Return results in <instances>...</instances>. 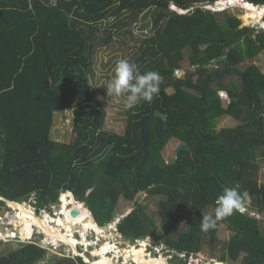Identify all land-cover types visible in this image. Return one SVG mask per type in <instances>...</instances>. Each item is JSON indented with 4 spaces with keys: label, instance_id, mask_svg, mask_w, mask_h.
Wrapping results in <instances>:
<instances>
[{
    "label": "trees",
    "instance_id": "obj_1",
    "mask_svg": "<svg viewBox=\"0 0 264 264\" xmlns=\"http://www.w3.org/2000/svg\"><path fill=\"white\" fill-rule=\"evenodd\" d=\"M220 1L0 0V197L25 203L34 196L41 211L67 190L102 228L116 221L122 199L135 202L118 224L124 239L152 238L188 257L217 244L226 225L234 235L213 259L264 264L256 217L236 211L201 229L224 187H236L243 205L264 215V72L250 63L264 52V31L207 9ZM244 1L264 7V0ZM136 23L150 31L137 36ZM117 35L123 46L136 38L129 60L141 73L163 78L151 103L124 112V134L106 130L108 112L93 82L98 53ZM186 51L190 67L179 77ZM67 111L83 133L73 143L53 138L55 115ZM227 116L239 124L217 129ZM173 139L181 146L167 160L163 150ZM142 194L158 200L160 224ZM48 256L19 245L0 264H41ZM56 257L50 264H87Z\"/></svg>",
    "mask_w": 264,
    "mask_h": 264
},
{
    "label": "rangeland",
    "instance_id": "obj_2",
    "mask_svg": "<svg viewBox=\"0 0 264 264\" xmlns=\"http://www.w3.org/2000/svg\"><path fill=\"white\" fill-rule=\"evenodd\" d=\"M243 0H233L232 1V5L230 7V9H228L227 11L237 15L238 18L240 20H242L243 25L242 27H250V28H254L257 30H262L263 29V25H264V12H261L264 8H257V7H251L249 5H243ZM245 2V1H244ZM210 10L214 11V12H221L222 10L220 9H225L224 6H219L217 7V5L215 6H208ZM174 9V7L172 8ZM183 13V12H180ZM257 17L258 20L257 22L251 21L250 23L248 22L251 18L253 17ZM262 21L263 24H260ZM246 22V23H245ZM138 23H136L134 25V27H136V35L137 36H144L145 34H143L144 32H148L150 31V28H147L145 31L141 32L140 28L141 25ZM123 37H119L117 35V39L109 46L106 48H102L100 50V52L97 55L96 58V66L94 69V77H93V82L96 86V88L98 89L99 92V97L102 100V102L104 103L107 112H108V118H107V125H106V130L110 131V132H114V133H118V134H124L125 129H126V116L124 115V112L127 110L124 106L123 103V98H115V97H108L107 95V91L104 88L106 81L108 79L111 78V76L113 75V68L115 66V63L117 60L119 59H128L131 57L133 50L132 48H134L133 46H135V40L136 38H133L131 42V45L129 46H123L120 41L123 40ZM127 43H129V41H126ZM186 57H187V61L184 62L182 64L183 66V71L178 72V76L179 77H183L185 74V71L187 69H189L190 64H189V56H190V51H186ZM251 64H256L257 66H259L261 68V70L264 72V52L254 61V62H250ZM223 95V101H224V105L227 106L228 104V97L225 93L222 94ZM73 112L72 111H67L64 113H57L55 115V122H54V130H53V138L58 140L61 143H73L76 140H78L79 138L82 137L83 133L80 131L75 130V128L73 127ZM239 123L238 121H236L235 119H233L232 117L227 116L226 118H224L221 122L218 123L217 125V129H222V128H228V127H235L237 126ZM156 141V139L154 140ZM181 146V142L173 139L169 142L168 146L163 150V154L164 157L167 160H172L175 158L177 150L179 149V147ZM258 174H259V182L260 184H264V162H261L258 166ZM62 195V194H61ZM60 195V198H61ZM63 197V195H62ZM74 200L76 201V204L78 203V206L75 207L77 210L79 209L81 211V216L80 219L77 218L74 220V222L71 223V226H69V231H72L73 233H75L74 229L75 227L77 228L78 225L77 224H81L82 226H84V222L82 221V217H84L83 215L86 213V207L82 204L79 203L75 197ZM61 201V200H60ZM59 201V203L55 204L53 207H51L50 209H48L49 211V215L52 216L53 213L55 211H59L60 207H61V202ZM140 201L145 205L149 215L158 223L160 224V217L158 214V200L157 199H153L150 198L147 194H142ZM24 204L27 208H31L32 210H34V214L37 217H41L40 214L42 213V211H46V209H43L42 211H39L38 208L36 207V199L33 196L28 202L25 203H21ZM75 204V206H76ZM135 207V202H127L125 200H121L117 206V210H116V221L115 223H119L120 220L122 218H124L127 214H129L131 211L134 210ZM13 213L12 208H9L6 210L5 213L0 214V218L2 219V217H4L3 221L1 224H5L6 226H1L0 224V231L5 232L7 229L6 234L8 237L10 236L9 239H5V240H0V255L6 250L8 249L9 251H13L16 250L19 245H31V244H35L36 246H40L39 242H43V238L46 236L45 233H41L40 231L36 232V226L35 225H31L30 222L26 223L24 222H20V220H15V224L12 223L11 224V220L12 217L14 215L11 214L10 217L7 218V216H5L7 213ZM243 214H250L253 217H256L257 220L259 221L261 228L264 231V215H259L256 214L254 211H250L247 205H243V210L241 211ZM209 214V213H208ZM42 215V214H41ZM62 216V215H61ZM57 217V216H56ZM53 224V222H52ZM76 224V225H74ZM55 225V224H53ZM114 226V224H112ZM56 226V225H55ZM57 228H59V226H56ZM180 228H182V230L184 229V227L182 225L179 226ZM105 230L106 232L102 235L104 239H106V242L103 243L104 239H102V241L99 243L101 245H106L109 243L112 244L113 246V242H115L116 240H118L120 242V246L117 248H121L122 250H127L129 248V253L127 254H122L119 256V254L112 250L111 252H109V254H113V252L117 253V255H115L114 257L109 256V258H111L110 260L114 261V264H132L133 262H137V260L142 261V259L144 258V260H149L146 261L144 264H168L164 258L165 256L167 258L168 257V252L166 250H164L163 248H161L158 244V242L154 240L152 241V248H148V251L150 254L147 253V244H145L147 242V240H143L145 243L141 241H139V243L136 242H131V241H127L124 239V237H121V233L119 232L118 228H113L110 227V225H108L107 227L101 228L100 230ZM116 229V230H115ZM21 230V231H20ZM114 230V232H113ZM68 231V232H69ZM91 231V232H90ZM90 231H84L82 230V232L86 233L89 236L94 235V237H96V232L94 230H90ZM11 235H10V233ZM94 232V233H93ZM13 233V234H12ZM72 233V234H73ZM96 233V234H95ZM112 233H114V235H112ZM70 234V235H72ZM13 235V236H12ZM17 235L22 236V238L24 240H19L17 239ZM69 237V234H66ZM108 239H107V237ZM234 235V233L232 231L229 230L228 226L223 225L220 227L218 235H217V244L213 245L210 248H206L205 249V253H201L199 256H194V260H188L187 263L189 262L190 264H199L200 260L204 262V264H209L212 262V258H214L215 254L216 256L221 255V247L231 239V237ZM82 236V235H81ZM100 237V235H98ZM47 237V236H46ZM30 239V240H29ZM53 239V238H52ZM51 239V240H52ZM18 241V242H17ZM38 241V242H37ZM50 240H48L46 238L45 242L46 244L49 243ZM53 244L58 245V243H56L55 241H52ZM151 243V242H150ZM64 247L68 248L71 247L69 245H67L66 243L63 244ZM78 245V243H77ZM77 245L74 249V251H78ZM102 246V248H103ZM44 248H46L47 246H43ZM63 247V246H62ZM63 247V248H64ZM135 247V248H133ZM116 248V249H117ZM56 249V248H54ZM101 249L97 252L100 253ZM63 254L64 257H60L58 253ZM162 256L161 258H157L153 259L152 257H155L154 255L158 256ZM48 258L41 264H50V259H55V256L61 258V259H69L70 260V253H63L60 250H49L48 251ZM58 254V255H57ZM96 254V253H95ZM143 256V257H142ZM56 257V258H57ZM150 257L149 259H146ZM74 258H76L74 256ZM166 259V258H165ZM59 260V259H58ZM176 260V258L174 259ZM155 263H154V262ZM173 263L176 264H185L183 262H176L174 261ZM105 264V263H102Z\"/></svg>",
    "mask_w": 264,
    "mask_h": 264
},
{
    "label": "clouds",
    "instance_id": "obj_3",
    "mask_svg": "<svg viewBox=\"0 0 264 264\" xmlns=\"http://www.w3.org/2000/svg\"><path fill=\"white\" fill-rule=\"evenodd\" d=\"M232 1L233 0L220 1L227 3L228 5V7L224 5L225 9L222 11L230 9L231 5L233 4ZM174 10L178 11V9L175 7ZM162 80L163 78L157 72L147 71L141 73L137 64L134 62H131L128 59H119L116 61L113 68V75L106 81L104 88L107 91L108 97L123 98L125 108L134 109L141 102L151 103L154 97L158 96ZM215 203L216 207L213 213L206 214L202 218L201 229L204 231L215 228L218 221L231 216L236 211L243 210V198L236 187H224L221 191V194L218 195ZM149 239L150 241L153 240L152 238ZM174 261H172V264H175L173 263ZM199 264H204V262L200 260ZM209 264L226 263L213 259Z\"/></svg>",
    "mask_w": 264,
    "mask_h": 264
},
{
    "label": "bare ground",
    "instance_id": "obj_4",
    "mask_svg": "<svg viewBox=\"0 0 264 264\" xmlns=\"http://www.w3.org/2000/svg\"><path fill=\"white\" fill-rule=\"evenodd\" d=\"M243 5H247V4L243 3ZM250 6L253 8L255 7L254 5H250ZM257 8H259V7H257ZM261 12H264V9ZM263 28H264V25H263ZM62 195H63V197H62ZM62 195H61V202L63 205V207H62L63 213L57 217L50 216L49 214H44L41 217H37L34 214V210H32L31 208H27L24 204H21L19 202H16V203L9 205V207L12 208V210H13V213H14L13 217L11 216V214H13V213H9V212L5 216H7V218L10 216L12 217L11 224L12 223L15 224L16 219L20 220L21 223L24 221L26 223L30 222L31 225H35L36 228H38V229H36V231L39 230L41 233H45L46 236L48 237V240H51L53 238L51 241H55L56 243L62 242L63 244L66 243L67 245H69L75 249V247L77 245V241H76L75 237L73 235H71V237H68L66 235L67 233L64 230L69 231V226H71V223L74 222V220L76 219L70 215L69 206L72 209V208L77 207L78 203L76 204V201L74 200V197L72 196L71 192L70 193L67 192V193H64ZM75 204H76V206H75ZM5 212H6V210H4L1 214L5 213ZM61 215L66 216V219H64ZM83 216L84 217H82V221L85 224L83 226L84 231L94 230L98 235L104 234L106 232L103 229L100 230L99 226L94 221V219L91 215V212L88 209L86 210V213ZM3 218L4 217H2V219H1L2 221L4 220ZM79 219H80V217H79ZM52 222L56 226H59V228H57L55 225H53ZM113 232H114V230H113ZM81 234H82V237H84V238L87 237L85 232H82ZM10 235H11V233H10ZM112 235H114V233H112ZM107 239H108V237H107ZM86 241H88V240H86ZM139 241H141V240H137L135 242L139 243ZM142 242L145 243L143 240H142ZM147 243H150V241H147ZM147 243H145V244H147ZM133 248H135V247H133ZM113 249L114 248H113L112 244L109 242H108V244L104 245L103 248H101L100 253H96L100 257L99 261L96 264H102V263L114 264V261L110 260L111 258H109V256H108L109 252H111ZM115 251L120 256L124 253L125 254L129 253V248L127 250H122L121 248H117V249L115 248ZM75 253H77V252L75 251ZM140 258L141 257H139V260H137V262H135V264H144L146 261H149V260L145 261L143 258L142 261L139 262ZM149 258L150 257H148L146 259H149ZM152 258L156 259V257H152Z\"/></svg>",
    "mask_w": 264,
    "mask_h": 264
},
{
    "label": "built area",
    "instance_id": "obj_5",
    "mask_svg": "<svg viewBox=\"0 0 264 264\" xmlns=\"http://www.w3.org/2000/svg\"><path fill=\"white\" fill-rule=\"evenodd\" d=\"M216 5H217V7H219V6H222L223 7L224 5H226L228 7L227 3H224V2H219ZM224 8H225V6H224ZM207 9H209V7H207ZM220 10H224V9H220ZM183 13H185V12H183ZM222 94L223 93H221V97L223 98V95ZM60 200H61V198H60ZM53 206L54 205H52L51 207H53ZM62 207H63V205H62V202H61V207H60L59 211H55L52 216L53 217H56V216H59L60 214H62L63 213L62 212ZM69 208H70V211H71V207L70 206H69ZM41 214L44 215V214H50V213H49L48 209L46 208V211H42ZM41 214H40V216H42ZM62 217L64 219H66V216L62 215ZM2 222H4V221H2L1 218H0V224ZM113 224H114V227L112 226V224H110V227L118 228V223H115L114 222ZM74 225H76V224H74ZM77 225L80 226V229L75 230V233H73L72 231H69L68 232V231H66V230L63 229L67 234H69V237H71L70 234L73 233L72 235L75 237V239H76V241L78 243V245H77V248H78L77 253H75V251H74V249L72 247H68V248L64 247V245H63L62 242H60L58 245H55L50 240L49 243L46 244L45 240H46V238L48 239V237H46L43 233L42 234L45 237L43 238V242L42 241L39 242V245H40V247H42L43 249H45L47 251H49V250L51 251V248H52V250H60L63 253L66 252V254L67 253H70V256H71L70 259H72V260L82 259L87 264H96L99 261L100 257H99L98 254H95V253H97L102 248V246H103V245L99 244L102 241V239H104L103 236H102L103 234H101L100 237L96 233H95L96 234V237H94V235L89 236L87 234V237L84 238V237L81 236L82 235L81 233H82V230H83V226L81 224L80 225L77 224ZM1 226H5V224L3 223V224H1ZM7 230L5 232L0 231V240H5V239H9L10 238V237L7 236L9 234H6ZM38 231L39 230H37L36 232H38ZM121 237H122V235H121ZM17 239H18V241L19 240H24L22 238V236H19V235H17ZM86 240H88V241H86ZM105 242H106V239H104L103 243H105ZM150 242L151 243H147L146 242L147 243V248L146 249H147V253L151 255V253H149V251H148V248H152V245H150V244H152V241H150ZM154 243H155V241H154ZM158 244H159V246L161 248H163L164 250H166L168 252V254H169L168 257L169 258H167L166 256H165L166 259L164 258V260L168 264H172V261H174L175 258H176V260H182V261H185V262H187L188 260H194V256L188 257L187 254H184V253L183 254H180V253H177L175 251H171L162 242H158ZM120 245L121 244H120V242L118 240H116L115 242H113V248H114L113 250L115 251V248L119 247ZM43 246H47V247L44 248ZM54 248H56V249H54ZM58 254H60V253H58ZM115 255H117V253H115V252H113V254H109V256H111V257H114ZM59 256L62 257V258L64 257L63 254H60ZM74 256L76 258H74ZM154 256L157 257V258H159V257L161 258L162 257V256H159V253H158V256H156V255H154ZM132 264H135V262H133ZM188 264H190V263H188Z\"/></svg>",
    "mask_w": 264,
    "mask_h": 264
},
{
    "label": "water",
    "instance_id": "obj_6",
    "mask_svg": "<svg viewBox=\"0 0 264 264\" xmlns=\"http://www.w3.org/2000/svg\"><path fill=\"white\" fill-rule=\"evenodd\" d=\"M68 191L67 190H63L62 192H61V194H64V193H67ZM0 200L1 201H3V202H5L6 203V206L4 207V208H2L1 210H0V214L4 211V210H7V209H9L10 207H9V205L10 204H13V203H16V202H12V201H10V200H7V199H5V198H3V197H0ZM84 206H85V204H84ZM86 207V206H85ZM89 210V209H88ZM90 211V210H89ZM91 212V211H90ZM132 212V211H131ZM130 212V213H131ZM129 213V214H130ZM129 214H127L126 216H128ZM70 215L73 217V218H79L80 216H81V211L78 209H76V208H72L71 209V211H70ZM91 215H92V217H93V214L91 213ZM93 219H94V217H93ZM94 221H95V219H94ZM99 228L101 229L102 227H100L99 226ZM74 229H80V226H78L77 228L75 227ZM147 241H150V239H148Z\"/></svg>",
    "mask_w": 264,
    "mask_h": 264
}]
</instances>
